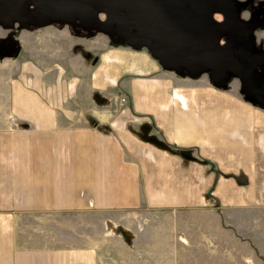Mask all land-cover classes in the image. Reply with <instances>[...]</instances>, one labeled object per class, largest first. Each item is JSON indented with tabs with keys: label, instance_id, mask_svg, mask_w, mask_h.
Listing matches in <instances>:
<instances>
[{
	"label": "crops",
	"instance_id": "0c3cea01",
	"mask_svg": "<svg viewBox=\"0 0 264 264\" xmlns=\"http://www.w3.org/2000/svg\"><path fill=\"white\" fill-rule=\"evenodd\" d=\"M51 31L35 64L0 58V264H98L59 220L107 212L146 214L133 264H264V109L240 82Z\"/></svg>",
	"mask_w": 264,
	"mask_h": 264
},
{
	"label": "water",
	"instance_id": "95a60500",
	"mask_svg": "<svg viewBox=\"0 0 264 264\" xmlns=\"http://www.w3.org/2000/svg\"><path fill=\"white\" fill-rule=\"evenodd\" d=\"M0 2L3 15L20 10L21 18L44 27L57 20L78 22L85 28L97 27L99 32L116 34L130 45L146 47L166 71L178 67L191 73L209 70L212 80L226 78L221 74L229 69L238 78L241 89L264 109V52L256 53L252 30L257 26L238 18L234 5L227 0L230 10L214 0H22ZM6 3V4H5ZM32 9H29V7ZM220 12L218 23L212 14ZM104 16L102 21L99 15ZM103 25L102 30L97 26ZM248 30H240L239 26ZM225 38V44L220 41ZM16 44L0 42V57L17 56ZM241 183L244 182L240 180Z\"/></svg>",
	"mask_w": 264,
	"mask_h": 264
},
{
	"label": "rangeland",
	"instance_id": "374dc122",
	"mask_svg": "<svg viewBox=\"0 0 264 264\" xmlns=\"http://www.w3.org/2000/svg\"><path fill=\"white\" fill-rule=\"evenodd\" d=\"M239 1L242 3V6L247 3V7L245 6L241 12L243 19H246L248 15L246 11L248 3L249 6H254L256 12H262L264 14V0ZM99 17L102 21L104 20L103 15L100 14ZM13 19L14 18L9 17L8 15H3L2 10L0 9V42L16 44L20 49L17 56L4 55L0 57L1 59L5 57L11 58L8 59V62L12 63L9 66L12 71H17L19 64L25 60H31L35 64V60L38 61L40 59L35 57V44L41 45L46 43L47 40H55L57 38L55 36L56 32L51 31L52 29H68L72 36L87 39L93 38L98 33H102L99 32L97 27L85 28L78 22L65 23L54 20L48 22L44 27H40L37 22H28L26 19L19 22ZM257 23V28L255 27L256 30L252 31V35L255 39L257 48L264 51V17L262 20H258ZM97 26L102 30L103 25H101V23H98ZM105 35L110 39L111 45H126V40L118 37L116 34ZM177 70L178 71L172 70V72L181 78L199 79L202 76H206L209 83L211 82L210 84H212L214 88L224 92L230 90V85L233 81H239L238 78L230 76L226 79L220 78L217 82H214L208 69L198 73H191L189 70L180 67H178ZM240 95L242 99L248 102L251 101L253 105L259 107L256 101L249 99H254L252 96L247 95L242 91L241 85ZM208 162L209 163L205 165H212L213 168H215L210 161ZM238 185H242L239 180ZM145 215H142V217L137 213L130 212L90 213L86 215L74 214L72 216H66L65 219L59 221H61L64 226L68 225L67 232L69 237L65 238V242L73 245H87L92 247L96 250L98 264H133L136 263V261L132 260V256H136L137 254L136 252L131 254V237L132 234L135 233V229L132 228L131 222L144 220L146 218ZM157 218L159 220L162 219V217ZM132 243H135L134 249L136 250V240H133Z\"/></svg>",
	"mask_w": 264,
	"mask_h": 264
},
{
	"label": "flooded vegetation",
	"instance_id": "af4514ba",
	"mask_svg": "<svg viewBox=\"0 0 264 264\" xmlns=\"http://www.w3.org/2000/svg\"><path fill=\"white\" fill-rule=\"evenodd\" d=\"M6 1L9 2V1H12V0H0V2H6ZM15 1H16L15 3H19V2H21L22 0H15ZM218 1H220V2L223 3L225 9L230 10L231 5L226 3L227 0H214L215 3H217ZM236 1H237L238 5L235 4L234 7H235V11H236V13H237L238 18L241 19V20L244 21V22H250V21L253 20V23H254L255 25H258L257 21H258V20H262L263 17H264V14H263L262 12H256L254 6H249V3H248V8H246V9H247L246 11H247L248 15H247V18H246V19H243L242 16H241V12H242V9H243L245 6L247 7V3L244 4V6H242V3H241L239 0H236ZM5 4H6V3H5ZM13 9H14V8H13ZM13 9L10 10V12L8 11V13H9L8 16H9V17H11V18H21V17H23V16L20 14V10L18 11V8L16 9L15 12H13ZM29 9H32V7L30 6ZM212 16H213L214 20H215L216 22H218V23L222 22L223 19H224V18H223V14L220 13V12H214V13L212 14ZM103 17H104V16H103ZM238 26H239L240 30H243V29H244V30H248V29L251 28V27L246 28V27H244V26L242 27V26H240V25H238ZM256 28H257V26H256ZM256 28H254L252 31L256 30ZM225 41H226V39L223 38V39L220 41V46L224 45V44H225ZM9 45H11V44H9ZM255 46H256V45H255ZM255 48H256V50H255L256 53H262L263 50H261L260 48H257V46H256ZM263 52H264V51H263ZM221 74L224 75V76H225V74H226V78H229L230 75H231L230 72H229V69L227 70L226 73H225V70L222 69V70H221ZM226 78H223V79H226ZM258 78H259L260 80H261V79H264V75L261 74V73H259V74H258Z\"/></svg>",
	"mask_w": 264,
	"mask_h": 264
},
{
	"label": "trees",
	"instance_id": "16d2710c",
	"mask_svg": "<svg viewBox=\"0 0 264 264\" xmlns=\"http://www.w3.org/2000/svg\"><path fill=\"white\" fill-rule=\"evenodd\" d=\"M89 36H91V35H89ZM249 99H250V100H254V99H252V98H249ZM254 101H255V100H254ZM254 101H253V102H254ZM203 163H204V164H208L209 162L204 160ZM216 173H217V172H216Z\"/></svg>",
	"mask_w": 264,
	"mask_h": 264
},
{
	"label": "built area",
	"instance_id": "2783aa9c",
	"mask_svg": "<svg viewBox=\"0 0 264 264\" xmlns=\"http://www.w3.org/2000/svg\"><path fill=\"white\" fill-rule=\"evenodd\" d=\"M119 101L123 103V102H125V99L123 97H120Z\"/></svg>",
	"mask_w": 264,
	"mask_h": 264
}]
</instances>
